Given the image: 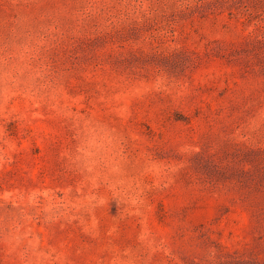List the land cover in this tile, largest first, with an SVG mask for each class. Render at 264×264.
Returning <instances> with one entry per match:
<instances>
[{
    "label": "rangeland",
    "instance_id": "rangeland-1",
    "mask_svg": "<svg viewBox=\"0 0 264 264\" xmlns=\"http://www.w3.org/2000/svg\"><path fill=\"white\" fill-rule=\"evenodd\" d=\"M0 264H264V0H0Z\"/></svg>",
    "mask_w": 264,
    "mask_h": 264
}]
</instances>
